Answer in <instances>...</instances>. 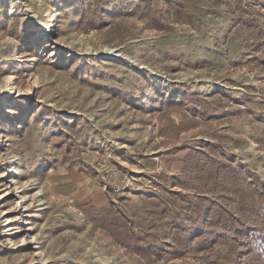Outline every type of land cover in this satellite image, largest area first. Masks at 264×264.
Returning a JSON list of instances; mask_svg holds the SVG:
<instances>
[{
  "label": "rangeland",
  "instance_id": "374dc122",
  "mask_svg": "<svg viewBox=\"0 0 264 264\" xmlns=\"http://www.w3.org/2000/svg\"><path fill=\"white\" fill-rule=\"evenodd\" d=\"M0 264H264V0H0Z\"/></svg>",
  "mask_w": 264,
  "mask_h": 264
}]
</instances>
